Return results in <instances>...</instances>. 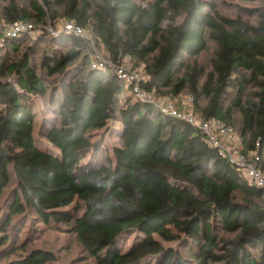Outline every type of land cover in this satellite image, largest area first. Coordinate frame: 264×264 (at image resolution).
<instances>
[{
    "label": "trees",
    "instance_id": "1",
    "mask_svg": "<svg viewBox=\"0 0 264 264\" xmlns=\"http://www.w3.org/2000/svg\"><path fill=\"white\" fill-rule=\"evenodd\" d=\"M235 1L246 17L222 14L213 0H0V196L16 182L0 206V261L14 256L2 264H60L18 242L35 219L63 226L92 264H264V190L199 127L137 100L89 58L94 42L113 63L141 65L142 88L187 91V111L201 121L235 130L238 114L240 151L256 152L264 172V0ZM60 18L88 38L48 31ZM19 21L68 50L34 59L36 42L19 55L27 33L4 35ZM208 42V70L187 64ZM35 97L46 98L49 116L38 120ZM101 130L117 137L111 155L91 138ZM129 234L143 237L123 252Z\"/></svg>",
    "mask_w": 264,
    "mask_h": 264
},
{
    "label": "rangeland",
    "instance_id": "2",
    "mask_svg": "<svg viewBox=\"0 0 264 264\" xmlns=\"http://www.w3.org/2000/svg\"><path fill=\"white\" fill-rule=\"evenodd\" d=\"M213 1L216 3L219 11L224 15H227V16L240 15L242 17H246L239 11V8H238L239 3L236 2L235 0H213ZM249 5L252 6L254 4H248V6ZM250 19H254V18L250 17ZM64 22L65 21L62 20V18H60L59 21L55 24V26H49L47 30L50 32L52 31L53 34H58V32H61L62 23ZM40 32H41L40 27H37L35 33L33 34L27 33L28 39L20 43L21 50L20 52H18L19 55L22 54V52L26 49L27 46L34 44L36 42H38V46L40 47L41 51L34 59H37V57L42 56V55L52 57L53 59H57L59 58L60 55L64 54L68 50V48H64L61 45H56L54 43H51L50 41H46V40L39 38ZM13 38H17V36H14ZM94 49H98V51H100L101 54L105 57V52H104L102 45L96 46L93 42L92 48L90 50V55H89L90 61H91V55H92L91 52ZM213 50H214L213 43L208 42L207 49L205 51L200 53L197 57L188 58L186 60V63L191 65L193 64L194 61H196L197 63L202 64L208 70L209 59L213 54ZM8 53H9L8 54L9 58L13 59L15 56V53H12V52H8ZM4 55H5V52L0 50V57H3ZM129 65L131 69L137 71L138 77L140 79L146 78L141 65H135L133 62H129ZM232 93L233 92L230 91L229 96ZM188 96H189L188 92L184 91L178 97H172L168 94H164L161 96H155V98L161 101L174 102V103H176L175 98H179V101L182 102L181 106L179 105V107L183 110H187V105L185 104V101L187 98H190ZM34 102L36 104V114L38 116V120L41 117L50 115L49 106H48V102L46 98L42 99V98L35 97ZM204 102L205 101L202 102V105H204ZM234 118L236 120V123H235L236 127H235L234 132L236 136L238 137V139H240L239 138L240 123L238 122V119H239L238 114L235 113ZM91 138L92 140H95V141H97L98 138H102L104 140V147L107 152L105 154L107 155H111L112 148L115 145H117L116 135L110 132L107 133L106 130L93 131V133L91 134ZM239 148H241L240 144H239ZM105 154L103 153L99 154L100 161L102 160L104 161L103 158L105 157ZM256 155H257L256 152H253V153L251 152L248 154L249 158L256 157ZM87 160H90V157L88 159L83 158L82 163H86ZM15 186H16V182L14 178L11 177L10 184L5 188L2 195L0 196V206L2 205V202L4 201L8 192ZM34 227H35V231L30 234L29 231ZM63 228H64L63 226H59V228H49V227L44 228L43 225L39 223L38 219L31 220V221H28L24 225V228L19 235L18 242H24L28 250L43 249V250L52 251L57 256L60 264H92V259H90L88 255L75 242L74 237L70 233L65 232ZM135 237H136L135 234H129L128 236H126V238H124L121 244V248L123 249V252L127 251L130 248V245L132 244ZM142 237H143L142 234H137L136 238H142ZM162 243L165 247L166 246L173 247L175 244L174 242H162ZM12 257L14 256L11 255L9 258L8 257L3 258L0 261V264H2L4 261L8 259H11ZM155 263H156V259H152L149 261V264H155Z\"/></svg>",
    "mask_w": 264,
    "mask_h": 264
},
{
    "label": "built area",
    "instance_id": "3",
    "mask_svg": "<svg viewBox=\"0 0 264 264\" xmlns=\"http://www.w3.org/2000/svg\"><path fill=\"white\" fill-rule=\"evenodd\" d=\"M35 31L36 26L32 23L19 21L9 24L5 29L4 35L8 38H13L20 33L33 34ZM61 32L88 38L82 27L70 21L62 23ZM91 54V66L93 68L103 69L110 67L121 81L131 87L130 91L134 98L158 107L163 114L186 120L188 123L199 127L204 132L205 139L209 145L216 147L221 155L226 157L231 164L238 167L246 179L264 190V173L256 165L255 160H257V157L254 160L249 159L240 151V140L231 126L218 119L201 121L193 113L181 109L177 103L165 102L155 98L153 92L141 87V79L138 77L137 71L130 68L128 59L113 63L104 57L98 49H94ZM191 103V98H187L185 104L191 105Z\"/></svg>",
    "mask_w": 264,
    "mask_h": 264
}]
</instances>
